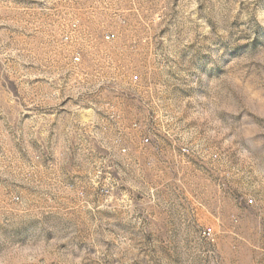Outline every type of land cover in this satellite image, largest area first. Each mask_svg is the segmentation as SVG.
I'll return each instance as SVG.
<instances>
[{
	"label": "rangeland",
	"instance_id": "1",
	"mask_svg": "<svg viewBox=\"0 0 264 264\" xmlns=\"http://www.w3.org/2000/svg\"><path fill=\"white\" fill-rule=\"evenodd\" d=\"M0 264H264V0H0Z\"/></svg>",
	"mask_w": 264,
	"mask_h": 264
},
{
	"label": "built area",
	"instance_id": "2",
	"mask_svg": "<svg viewBox=\"0 0 264 264\" xmlns=\"http://www.w3.org/2000/svg\"><path fill=\"white\" fill-rule=\"evenodd\" d=\"M108 38V37H107ZM109 39V38H108ZM74 61L76 62V63H78V62H80V57L78 56V55H76L75 57H74ZM210 233H211V230L210 229H207L205 232H204V235H210Z\"/></svg>",
	"mask_w": 264,
	"mask_h": 264
}]
</instances>
